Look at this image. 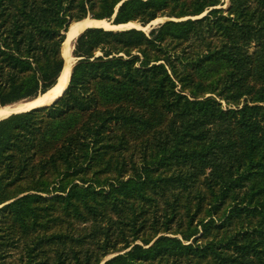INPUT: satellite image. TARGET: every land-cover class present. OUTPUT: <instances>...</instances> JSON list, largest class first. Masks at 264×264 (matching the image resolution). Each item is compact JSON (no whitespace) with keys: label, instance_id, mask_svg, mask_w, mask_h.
Wrapping results in <instances>:
<instances>
[{"label":"trees","instance_id":"16d2710c","mask_svg":"<svg viewBox=\"0 0 264 264\" xmlns=\"http://www.w3.org/2000/svg\"><path fill=\"white\" fill-rule=\"evenodd\" d=\"M228 1L0 0V107L74 22L184 19L84 30L0 120V264H264V0Z\"/></svg>","mask_w":264,"mask_h":264},{"label":"bare ground","instance_id":"6f19581e","mask_svg":"<svg viewBox=\"0 0 264 264\" xmlns=\"http://www.w3.org/2000/svg\"><path fill=\"white\" fill-rule=\"evenodd\" d=\"M159 21L160 19H156L152 21L151 24H156ZM88 28H102L105 30H124V29L135 28V29L146 30V27L145 28L141 27L139 24L133 22L127 24H121V25H113L111 22H108L107 20H96L92 18H85L79 22H74L70 25L67 33V41L65 43L64 51H63L64 56H68L70 54L69 52L70 45L68 44L70 40L74 39ZM69 75H70V66H67L64 73L62 74L59 83L55 85L52 89L47 91L45 94H42L32 100H27V101L23 100V102L21 101L13 105L0 107V120L8 118L13 114L26 112L34 108H41L51 104L64 92L68 83Z\"/></svg>","mask_w":264,"mask_h":264},{"label":"rangeland","instance_id":"374dc122","mask_svg":"<svg viewBox=\"0 0 264 264\" xmlns=\"http://www.w3.org/2000/svg\"><path fill=\"white\" fill-rule=\"evenodd\" d=\"M222 2H224V6L222 7L224 10H226L227 9V7H228V3H229V1L228 0H222ZM205 15V13L202 15V16H204ZM201 16V17H202ZM157 19H160V21L159 22H157L156 24H148L147 26H146V30H142V31H144L145 33H149L152 29H154V28H156V27H158L160 24H163V23H165V22H167V21H170V20H172V21H181V20H184V19H181V20H177V19H175V18H168V17H160V18H157ZM195 19V18H194ZM186 20V19H185ZM145 28V27H144ZM125 30V29H124ZM141 30V29H140ZM74 42L75 41H73L71 44H70V50H69V52H70V54H71V56H73V61L72 62H76L77 61V59L74 57V55H73V51H74ZM62 49H63V46H62ZM253 51V49H251L250 50V52H252ZM98 55V54H97ZM75 64V63H74ZM74 66V65H73ZM69 83V82H68ZM68 85V84H67ZM67 87V86H66ZM25 101V100H24ZM21 102V101H20ZM23 102V101H22ZM17 103H19V102H17ZM14 104H16V103H14ZM13 105V104H12ZM221 105H222V107L225 109L226 107H227V105L224 103V102H222L221 101ZM109 258V257H108ZM107 258V259H108Z\"/></svg>","mask_w":264,"mask_h":264},{"label":"water","instance_id":"95a60500","mask_svg":"<svg viewBox=\"0 0 264 264\" xmlns=\"http://www.w3.org/2000/svg\"><path fill=\"white\" fill-rule=\"evenodd\" d=\"M139 30H140V29H139ZM67 33H68V32H67ZM67 33H66V39H65V41H64V43H63V49H62V57H63L64 63H63L62 71H61V73H60V75H59V77H58V80H57L56 85L59 83V81H60V79H61V77H62V74L64 73V71H65V69L67 68V66H70V75H71V69H72V67H73V65H74V63H75V62H72L73 60H71V59H74L73 56H71V54H69L68 56H64V53H63V51H64V46H65V43H66V41H67ZM76 38H77V37H75L74 39L70 40V42H69L68 44L70 45L73 41H75ZM70 75H69V79H70ZM69 79H68V82H69ZM67 84H68V83H67Z\"/></svg>","mask_w":264,"mask_h":264}]
</instances>
